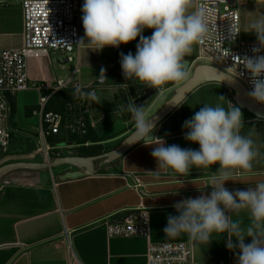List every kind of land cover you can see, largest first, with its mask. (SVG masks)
I'll return each mask as SVG.
<instances>
[{
  "label": "crops",
  "instance_id": "crops-1",
  "mask_svg": "<svg viewBox=\"0 0 264 264\" xmlns=\"http://www.w3.org/2000/svg\"><path fill=\"white\" fill-rule=\"evenodd\" d=\"M78 2L80 40L84 37L81 11L84 0ZM20 4L21 0H8L0 6V48L19 47L22 44L23 18ZM238 10L243 38L257 40L255 33L245 31L253 20L264 16V0H241ZM152 32L153 29H145L143 35L150 37ZM138 42L139 37L119 48L105 47L100 52L86 50L79 45L77 56L65 64L66 54L63 52L33 54L27 59L28 76L33 81L50 85L56 80L72 77L74 87L86 88L99 77L101 68L105 69L107 80L97 92L98 101H91L87 106V116L95 134L102 139L103 148L108 151L116 147L134 128L130 115L125 113L126 118L122 120L117 109L122 103L125 104L122 102L121 90L129 94L132 88L138 96L139 90L145 87L138 81L125 80L120 66L121 54L131 52L135 55ZM185 59L188 61L189 77L196 65L204 63L198 58V45H194L193 52ZM76 68L78 71H75ZM180 84L165 85L162 94H157L156 90L155 98L148 104L145 102L147 112L157 104L159 97L167 95L149 115L161 108ZM40 94L37 89L28 88L12 96L15 101L14 119L20 135L30 137L36 134V112L32 110L29 117H26L25 107L38 106ZM220 95L238 106L233 100L232 90L221 82L208 81L195 86L156 125L154 138L164 140L166 146L176 144L181 148L198 150V144L184 139V121L199 111L203 104L214 105ZM240 109L244 119L241 134L251 133L261 155L253 161L254 174L234 176L233 179L237 181L225 183L229 191L246 190L255 187L258 182H264V118L244 108ZM69 115L74 117V114ZM117 122L123 123L122 126L112 130ZM63 130L66 140L60 143L68 146L72 144L75 148L73 155L84 156L77 150V144L69 140L68 135L75 133ZM112 142L116 144L107 146ZM151 152L152 147L134 143L116 158L96 160L93 175L83 173L65 178L66 173L78 171L70 165L54 169H17L8 173L0 180V264H148L146 251L149 243L187 242L186 235L175 239L165 236L163 229L167 225V217L177 214L173 207L176 202L198 197L202 193L210 194L212 189L205 187L206 175L195 168L189 176L173 175L163 170L159 177L151 175L149 172L155 171L157 167ZM53 155L52 159L64 156L59 153H56V157ZM6 157L0 156V161H6ZM29 157L26 154L19 160L12 159L30 161ZM218 167L213 165L211 170L214 172ZM139 207L149 210L150 231L147 236L108 235L105 224L107 220L119 218L126 211ZM233 218H237L236 214H233ZM239 218L247 223V211L241 210ZM226 241V234L220 238L213 234V240L208 246H202L201 253L192 250L193 259L207 263L225 261L229 256H236L238 249L229 250ZM250 242V238H247L246 243Z\"/></svg>",
  "mask_w": 264,
  "mask_h": 264
},
{
  "label": "clouds",
  "instance_id": "clouds-1",
  "mask_svg": "<svg viewBox=\"0 0 264 264\" xmlns=\"http://www.w3.org/2000/svg\"><path fill=\"white\" fill-rule=\"evenodd\" d=\"M81 11L84 37L77 45L100 52L139 37L135 55L121 54L122 74L125 80L156 89L157 94L165 91V85L189 79L185 57L191 55L194 45L208 38L211 30L209 10L197 6L195 0H84ZM145 29H153L150 37L143 35ZM245 32L255 33L259 45L253 47V56L239 59L252 85L248 96L264 105V55L259 54L264 50V16L253 20ZM239 33L230 28L229 40L234 41ZM96 79L101 83L107 80L105 69L101 68ZM73 95L93 103L99 99L95 90L82 92L80 87L74 89ZM117 111L129 114L134 121L126 141L152 147L157 167L149 172L151 175L159 177L163 170L189 176L195 168L206 175L205 187L212 189L210 194L176 202L173 207L177 214L167 217L165 236L175 239L186 235L192 250L201 253L202 246L213 240V234L219 238L226 234V247L238 249V264H264V182L246 190L229 191L224 186L227 181H237L234 176L254 174L253 161L261 155L251 133L241 134L244 119L240 107L220 95L214 105L203 104L184 121V139L198 144V150L176 144L166 146L164 140L152 137L155 115H149L145 105L129 101ZM213 165H219L214 172ZM241 210L248 213L247 223L239 218ZM247 238L250 243H246Z\"/></svg>",
  "mask_w": 264,
  "mask_h": 264
},
{
  "label": "built area",
  "instance_id": "built-area-1",
  "mask_svg": "<svg viewBox=\"0 0 264 264\" xmlns=\"http://www.w3.org/2000/svg\"><path fill=\"white\" fill-rule=\"evenodd\" d=\"M8 0H0V6ZM241 0H197V6H203L210 13V32L208 38L198 45V58L207 60L213 65L225 70L238 78L251 90L250 77L242 62L244 56H253V47H259L257 40L245 39L242 36L238 5ZM23 18L22 44L19 47L0 48V156L8 149L19 133L14 125L10 97L17 92L34 88L39 95L38 135L44 149H38L48 158L49 146L45 145L48 135L57 134L61 127L70 133H87V123L84 114L90 100L79 98L69 102L67 115L62 125L61 113L48 110L45 104L49 96L55 91L73 86L72 77L56 80L50 85L45 82L33 81L27 72V59L30 55H45L50 51L66 54V60L72 62L79 53V2L78 0H21ZM230 28L240 31L234 41L229 40ZM260 55H264L262 50ZM75 71H78L76 68ZM242 74V75H240ZM98 78V77H97ZM264 78V77H262ZM95 80L82 92L95 90L97 92L103 84ZM3 155V156H5ZM106 231L110 236H147L150 231V215L147 208L128 210L116 219L107 220ZM148 264H238L237 255L229 256L225 261L200 263L192 257V248L187 242L166 241L149 243L146 251Z\"/></svg>",
  "mask_w": 264,
  "mask_h": 264
},
{
  "label": "water",
  "instance_id": "water-1",
  "mask_svg": "<svg viewBox=\"0 0 264 264\" xmlns=\"http://www.w3.org/2000/svg\"><path fill=\"white\" fill-rule=\"evenodd\" d=\"M67 62L68 61L66 60L63 63L65 64ZM208 81H218L225 84L232 90L233 100L239 107L246 109L248 112L257 117L264 118V105L257 103L248 96L249 91L238 78L216 65L210 63H200L194 67L193 73L189 79L186 82L181 83L175 89L174 94L165 102L166 104L164 103L165 105L163 104L164 106L153 114L155 115V127L150 135L154 137L156 125L179 103V101L182 100V98L190 90H192L195 86ZM129 91V94H127L126 90H121L122 102L127 104L129 101H133L138 106H141V104H144L145 102H149V100L152 99V96L156 94V89L149 87L141 88L138 96H136V92L132 88ZM129 135L130 133L116 147L97 155H64L56 157L52 160L45 157L42 161L20 160L3 163L0 165V180L11 171L17 169H52L63 165H70L72 167H76V170H78L71 171L68 174L66 173L65 178L76 177L83 173L93 175L95 174L94 163L96 160L116 158L127 151L134 144L126 141Z\"/></svg>",
  "mask_w": 264,
  "mask_h": 264
},
{
  "label": "trees",
  "instance_id": "trees-1",
  "mask_svg": "<svg viewBox=\"0 0 264 264\" xmlns=\"http://www.w3.org/2000/svg\"><path fill=\"white\" fill-rule=\"evenodd\" d=\"M76 87L71 86L58 91H55L51 94L45 104V111L52 110L62 114L63 120L62 125L64 124L66 116L69 114L67 109V104L69 102H75L79 95L74 96L73 92ZM10 102L12 105V112L15 111V101L13 97H10ZM38 106H28L26 107V114H30L33 109H37ZM84 118L87 123V133L83 135L69 134V140H73L77 144V150L80 154L84 156L97 155L105 151L101 144V140L94 132L93 127L91 126L87 114H84ZM63 127H61L60 132L57 134H50L47 136L46 140L51 146L60 144V142L66 140V135H63ZM62 133V134H61ZM86 142H90L86 145ZM56 157L57 155H53Z\"/></svg>",
  "mask_w": 264,
  "mask_h": 264
},
{
  "label": "rangeland",
  "instance_id": "rangeland-1",
  "mask_svg": "<svg viewBox=\"0 0 264 264\" xmlns=\"http://www.w3.org/2000/svg\"><path fill=\"white\" fill-rule=\"evenodd\" d=\"M200 61L204 62V63L212 64L211 62H209L207 60L202 59ZM166 95L167 94L163 95L161 98L159 97L157 104H155L154 107H152L151 111L148 112V114H150L151 112L156 110L161 105L162 99H164L166 97ZM154 98H155V95L152 96V99H150L149 102H147V104L150 103ZM38 101H39V99H38ZM144 105L146 106V103ZM28 106H31V105H28ZM28 106H26V107H28ZM32 106H34V105H32ZM26 107H25V115H26V117H29L31 112H30V114H26ZM37 109L36 110L33 109V110L37 111ZM34 114H36L37 118H38L37 122H36V124L38 125V128L35 131L36 134L32 135L30 137H26L24 135H20L19 133H17L15 135V138L13 139L9 149H8V152L6 153V155L3 154V155H5L4 157L8 156V157H6L7 160L5 161L4 159H2L0 161V165L5 163V162L14 161L15 159H12V158H17L19 160V158H22V156H24L26 154L30 156L29 157L30 161H42V160H44L45 155L43 153H39V150H38L40 147H41L40 149H44V148H42L43 143H42V141L38 135V132H39V114L37 112ZM120 118L122 120L125 119L126 118L125 113H121ZM13 122H14V125L18 127V125L14 119V114H13ZM122 124L123 123H121V122L120 123L117 122V125L114 124L112 130H116L117 128H119L120 125L122 126ZM116 134H118V132L117 133H111L110 135H107V137L114 136ZM115 144H116V142H112V143H109L107 146H113ZM45 145L50 147L48 150V158L50 160H52L51 155H53V154L55 155L56 153H59L61 155H73L75 153V148L73 146H71L72 144L68 146V145H64V144L60 143L58 147H54V146H51L46 140ZM52 169H54V168H52Z\"/></svg>",
  "mask_w": 264,
  "mask_h": 264
}]
</instances>
